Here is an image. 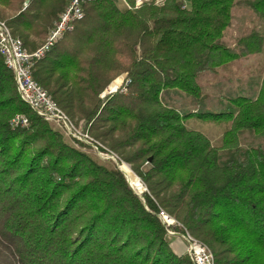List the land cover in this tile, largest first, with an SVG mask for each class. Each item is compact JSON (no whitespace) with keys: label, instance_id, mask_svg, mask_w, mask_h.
Masks as SVG:
<instances>
[{"label":"trees","instance_id":"16d2710c","mask_svg":"<svg viewBox=\"0 0 264 264\" xmlns=\"http://www.w3.org/2000/svg\"><path fill=\"white\" fill-rule=\"evenodd\" d=\"M67 2L0 0V20L33 51ZM120 5H85L32 78L146 191L137 195L116 166L73 148L36 116L0 57V264H192L170 248L159 210L207 246L214 264H251L249 246L264 253V144L244 143L264 139V75L256 94L229 99L226 111H179L175 98L203 107L204 75L264 51V0ZM236 7L250 10L257 27L230 47L223 39ZM120 75L126 91L101 98ZM17 114L26 127L10 126ZM189 120L226 125L220 146L188 129Z\"/></svg>","mask_w":264,"mask_h":264},{"label":"built area","instance_id":"2783aa9c","mask_svg":"<svg viewBox=\"0 0 264 264\" xmlns=\"http://www.w3.org/2000/svg\"><path fill=\"white\" fill-rule=\"evenodd\" d=\"M94 0H68L64 10L48 30L42 44L33 51H28L22 41L14 37L8 26L0 20V57L5 68L12 74L19 99L39 118L47 123L55 124L61 135L75 144H82L101 161H112L114 166L124 163L111 150L95 140L84 127L83 123L71 120L51 99V97L33 80L32 71L36 61L44 55L66 33L73 30L74 25L84 15L83 7ZM165 0H133L130 7L124 0H119L121 6L127 9H138L144 5L160 7ZM185 8V6L183 7ZM128 81L125 77L117 78L100 95L101 98L118 91L125 92ZM115 85L114 88H111ZM28 124L24 115L17 114L10 120L12 128H24ZM56 128H54L55 130ZM57 131V130H55ZM60 133V132H59ZM121 166H118L121 170ZM146 191V190H145ZM144 191V193H145ZM158 218L166 229L167 236H176L173 229L181 231L185 242V254L192 264H214L212 252L203 244L198 243L190 234L172 217L163 210H159Z\"/></svg>","mask_w":264,"mask_h":264},{"label":"rangeland","instance_id":"374dc122","mask_svg":"<svg viewBox=\"0 0 264 264\" xmlns=\"http://www.w3.org/2000/svg\"><path fill=\"white\" fill-rule=\"evenodd\" d=\"M121 6V5H120ZM122 7V6H121ZM123 8V7H122ZM233 20L231 26L224 33V42L228 46H233L236 39L247 34L250 30L257 27V19L255 15L248 9L244 7H236L232 10ZM44 40V39H43ZM43 40H34L35 47H39ZM264 75V51L257 56H251L247 59H242L238 62H234L222 67L215 74H206L199 80V85L201 86L203 96L205 100L203 102V107L194 108L190 100L184 96H180L175 98V108L179 111H194L195 109L201 111H210V112H220L228 110V100L240 95H246L248 97L256 94L259 90V86ZM125 77V75H120L117 78ZM116 78V79H117ZM115 79V80H116ZM113 80L109 86L115 81ZM108 86V87H109ZM115 86V85H114ZM77 122L76 120H73ZM51 128H56L57 132L61 135V130L53 123H48ZM185 126L190 129L197 131L204 135L212 146L218 147L221 144L222 136L227 129L226 125H219L207 122H201L196 120H189L185 123ZM63 140L71 145L73 148L85 153L94 161L105 165L107 167L114 166L112 161H101L98 160L97 157L91 152L87 146L85 147L82 144H75L74 142L66 139L63 135H61ZM264 144V139L256 138L254 140H247L244 143V146L247 145H257ZM102 144V143H101ZM106 147V146H105ZM107 148V147H106ZM113 152V151H112ZM116 156L117 154L113 152ZM118 157V156H117ZM119 158V157H118ZM124 163V162H123ZM122 165V164H121ZM118 165V166H121ZM124 165L128 166L131 170L130 166L126 163ZM123 165V166H124ZM117 166V169L120 168ZM122 167V166H121ZM132 171V170H131ZM126 181L128 182L131 189L139 196L140 191L146 190L145 187L141 188L139 186V182L137 180L134 181L133 186L130 185L126 174L122 172ZM133 173V172H132ZM181 176V174H180ZM140 181V180H139ZM177 182V181H176ZM141 183V182H140ZM142 184V183H141ZM143 185V184H142ZM144 186V185H143ZM173 231L177 234L176 236H167V241L171 246H173V240H180L184 244V250L186 249L185 242L181 237V231L178 228L173 229ZM240 237V236H238ZM244 247L245 245H240ZM251 252L253 253L251 264H264V253L260 250L254 249L250 247ZM185 254V252H184ZM234 254H237L236 252ZM242 256V255H240Z\"/></svg>","mask_w":264,"mask_h":264},{"label":"crops","instance_id":"0c3cea01","mask_svg":"<svg viewBox=\"0 0 264 264\" xmlns=\"http://www.w3.org/2000/svg\"><path fill=\"white\" fill-rule=\"evenodd\" d=\"M173 246H171V244H169L170 248L172 249V251L176 254V255H183L185 250H184V244L182 241L180 240H173Z\"/></svg>","mask_w":264,"mask_h":264},{"label":"bare ground","instance_id":"6f19581e","mask_svg":"<svg viewBox=\"0 0 264 264\" xmlns=\"http://www.w3.org/2000/svg\"><path fill=\"white\" fill-rule=\"evenodd\" d=\"M115 87V86H114ZM122 172H124L126 174V177L130 183V185L132 186V188H134L133 183L135 180H137L138 182H140L138 180V178L132 173V171L128 168V166L124 165L121 167Z\"/></svg>","mask_w":264,"mask_h":264},{"label":"water","instance_id":"95a60500","mask_svg":"<svg viewBox=\"0 0 264 264\" xmlns=\"http://www.w3.org/2000/svg\"><path fill=\"white\" fill-rule=\"evenodd\" d=\"M144 191H145V190H144ZM144 191H143V192H142V191H140L139 193H140V194H141V193L143 194V193H144Z\"/></svg>","mask_w":264,"mask_h":264}]
</instances>
